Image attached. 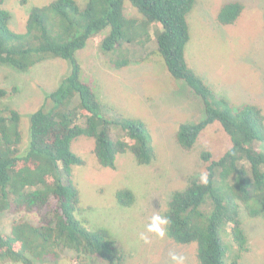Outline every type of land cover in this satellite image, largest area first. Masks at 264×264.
Listing matches in <instances>:
<instances>
[{"label":"trees","instance_id":"16d2710c","mask_svg":"<svg viewBox=\"0 0 264 264\" xmlns=\"http://www.w3.org/2000/svg\"><path fill=\"white\" fill-rule=\"evenodd\" d=\"M4 2L0 0V66L25 73L52 58L67 61L69 70L44 96L42 106L29 114L26 128L18 110L0 106V217L6 212L38 217L37 224L17 220L8 233L0 230V264L58 260L65 250L74 251L79 259L94 256L105 264L123 263L124 253L109 231L90 227L79 217L80 193L72 168L83 165V160L71 146L86 137L93 140L92 153L101 167L113 169L116 157L126 153L143 166L155 160L151 134L137 119L111 121L105 116L92 87L81 78L76 53L103 34L101 53L114 52V67H125L135 56V36L148 34L152 27L146 55L157 52L170 76L184 81L203 105L201 120L179 124L178 145L192 149L213 123L231 143L217 159L208 151L200 154L206 184L193 176L184 189L172 193L163 214L170 221L166 236L177 245H194L197 264H240L247 244L241 209L251 217H264V113L256 104L235 107L215 96L188 67L187 17L195 0H51L28 9L23 32L11 29ZM126 3L136 17L125 14ZM242 10L239 2L225 3L216 20L231 25ZM13 92L0 88V99ZM115 199L129 207L134 194L120 189ZM222 236L229 239V246H223ZM84 260L80 264H86Z\"/></svg>","mask_w":264,"mask_h":264},{"label":"rangeland","instance_id":"374dc122","mask_svg":"<svg viewBox=\"0 0 264 264\" xmlns=\"http://www.w3.org/2000/svg\"><path fill=\"white\" fill-rule=\"evenodd\" d=\"M49 1L5 0L11 29L23 32L28 9ZM228 2L241 3L243 10L233 24L221 25L216 16ZM124 7L127 16H137L128 3ZM187 22L188 67L215 96L226 98L235 107L256 104L264 113V0H195ZM153 32L154 27L148 34L135 36V56L125 67H114V52L101 53L103 34L91 38L76 58L82 80L90 84L109 120L130 118L144 123L151 134L155 160L141 166L126 153L116 157L113 169L101 167L92 153L93 140L80 137L71 148L83 165L72 168V181L80 193L79 217L85 218L90 227L109 231L124 253L122 264H173L170 253L183 256L184 264H197L194 245H177L166 235L160 238L148 233L147 226L153 215L163 216L174 191L184 189L191 177L205 174L200 160L203 151L217 159L231 143L220 125L213 123L201 132L192 149L184 150L178 145L175 135L179 124L201 120L203 105L184 81L170 76L157 52L146 55L148 35L152 39ZM124 49V55H129L126 46ZM68 70L67 61L52 58L25 73L0 66V88L14 89L0 99V106L18 110L26 128L29 114L42 106L44 96L59 85ZM115 134L112 133L113 138ZM120 189L134 194L131 206L122 207L116 202L115 193ZM240 218L247 240L240 264H264V217H251L242 208ZM17 220L38 223L34 213L6 212L0 217V230L8 233ZM141 233L149 243L140 239ZM221 240L224 247L229 246L227 237L222 236ZM80 259L74 251L65 250L58 260L37 264H80ZM84 261L105 264L94 256Z\"/></svg>","mask_w":264,"mask_h":264},{"label":"clouds","instance_id":"9594fccd","mask_svg":"<svg viewBox=\"0 0 264 264\" xmlns=\"http://www.w3.org/2000/svg\"><path fill=\"white\" fill-rule=\"evenodd\" d=\"M200 181L202 183H207V174H201ZM170 223L169 219L166 216L153 215L151 217V222L147 226L148 233H154L156 236L163 238L166 235L167 225ZM140 239L145 243H149V239L146 235L141 233ZM170 258L173 264H184V257L179 256L175 253H170Z\"/></svg>","mask_w":264,"mask_h":264}]
</instances>
